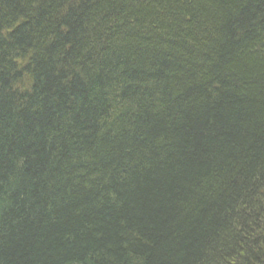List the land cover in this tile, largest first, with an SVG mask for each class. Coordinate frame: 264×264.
<instances>
[{
  "label": "trees",
  "instance_id": "1",
  "mask_svg": "<svg viewBox=\"0 0 264 264\" xmlns=\"http://www.w3.org/2000/svg\"><path fill=\"white\" fill-rule=\"evenodd\" d=\"M0 264H264V0H0Z\"/></svg>",
  "mask_w": 264,
  "mask_h": 264
},
{
  "label": "bare ground",
  "instance_id": "2",
  "mask_svg": "<svg viewBox=\"0 0 264 264\" xmlns=\"http://www.w3.org/2000/svg\"><path fill=\"white\" fill-rule=\"evenodd\" d=\"M31 60H33V57H32V55L31 54H29V56H27V60H26V62L27 63H31ZM25 63V62H24ZM21 75H26V78H27V81H31V77H30V75H28L27 73H24L23 71L22 72H19Z\"/></svg>",
  "mask_w": 264,
  "mask_h": 264
}]
</instances>
